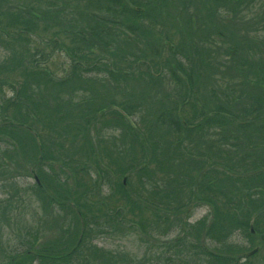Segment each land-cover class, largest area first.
<instances>
[{
    "label": "trees",
    "instance_id": "trees-1",
    "mask_svg": "<svg viewBox=\"0 0 264 264\" xmlns=\"http://www.w3.org/2000/svg\"><path fill=\"white\" fill-rule=\"evenodd\" d=\"M80 1L0 0V67L4 69L0 72V123L6 124L0 126V171L10 166L9 163L20 164L25 169L22 152L32 149L36 154L35 176L38 178L37 181L34 176L35 186L40 191L49 189V168L54 171L51 175L57 184L63 183L64 179L56 172L59 167L64 173L69 172L76 184H80L81 175H88L92 185L102 187L104 177L109 181L107 194L117 193L118 197L109 205L106 196H98L99 188L81 180V191L69 198L70 208L81 223L75 239L56 238L35 247L34 236L38 234L39 239L41 230L31 227L17 242L14 255H2L13 264H91L90 261L97 264V260H90L95 252L97 259L104 258L98 264L111 260L122 264L124 256H119L121 259L118 254L99 248L92 242L93 238L106 232L131 231L132 225L141 227L139 221L125 216L132 214L133 206L139 204L153 206L156 210L162 205L169 213L176 212L179 209L171 205L170 199L154 196L172 193L173 188L184 191L195 182V189L204 190L207 195L206 198L196 196V199L212 206L213 221L208 223L204 235L216 239L218 235L226 237L234 226L249 231L247 237L251 244L246 250L254 247L255 236L264 232V38L237 30H246L251 25L248 21L244 23V19L256 0H204L203 3L185 0L193 6L188 10L177 0H85L84 7ZM83 9L88 11L84 13L86 19L81 21ZM165 9H168L172 29L159 21V12ZM171 10H174L172 14ZM182 10L187 11V16L186 23L184 20L181 25ZM68 11L71 17L66 15ZM198 12L207 20L203 21ZM239 18H243L242 27L237 26ZM224 21L229 26L223 24L222 29L220 24ZM186 24L190 28L196 25L199 34L188 36ZM211 41L216 50L214 55L208 48ZM224 42L227 43L226 54L222 49ZM128 44L131 46L125 48ZM120 45L124 46L123 51L118 48ZM39 46L52 47L49 56L56 48L65 51L71 61H76L70 66V73L77 77L80 75L75 69L89 74L103 70L109 79L117 81L132 79L131 75L138 73L140 78L147 76L149 87L164 93L162 78L158 77L169 74L175 86L156 100L149 95L133 94L130 99L108 98L104 109L94 107L89 104L91 101L75 95L73 79L53 78L46 66L39 68L33 64L32 50ZM239 48L246 51L245 55L231 63ZM219 53V58H215ZM224 55L227 59L223 60ZM114 57L120 59L122 66L113 62ZM110 59L111 63L106 62ZM89 61L94 62L88 65ZM223 69H229L232 80L244 91H235L226 98L222 96L221 89L226 82ZM17 73L21 74L20 79ZM2 84L13 89L18 85L12 101L3 99ZM51 85L58 91L49 94ZM97 95L105 96L99 92ZM10 107L14 108L12 115ZM102 109L110 112L115 128L123 129L120 137L103 132L107 129L103 127L105 121L96 120L102 116ZM136 114L140 116L138 120L134 118ZM97 123L102 127L98 128ZM90 128L100 132L93 135L96 143L92 145ZM87 131L90 143L80 148L83 154L74 149L72 141L64 145L67 137H77ZM26 138L30 140L26 142ZM109 138L122 141L121 149L110 153L105 146L97 147ZM225 145L231 149L224 148ZM13 151L18 153V159H13ZM229 151L235 155V162L231 164L227 163ZM210 152L212 156L207 157ZM198 161L209 165L211 178L209 170L199 172V181L188 171L177 173L179 166L191 168L198 166ZM54 163L58 166L54 167ZM218 172L224 174L220 177L226 179L227 184L216 185ZM228 172L237 175L231 176ZM127 174L124 184L120 177ZM190 197L193 200L194 191ZM58 198L54 194L50 201L59 204ZM171 199L175 203L173 196ZM14 201L12 196L0 199L1 220L11 212L9 219L19 222L18 214L11 207ZM96 206L102 212L100 217L92 213L91 208ZM230 209L233 210L231 215ZM251 214H255L254 233L249 228ZM216 217L219 219L214 220ZM158 218L168 223L173 221L168 213ZM205 220L203 217L197 223L198 228H193L192 238L200 236ZM60 227L63 234L68 233L62 225ZM143 232L146 234V230ZM27 235L33 239L22 241ZM181 248H184L182 237L165 245L167 251ZM239 250L245 251L240 244L231 243L224 252L204 253L210 257V264H254L251 257L239 256ZM167 255L165 260L175 254Z\"/></svg>",
    "mask_w": 264,
    "mask_h": 264
},
{
    "label": "rangeland",
    "instance_id": "rangeland-1",
    "mask_svg": "<svg viewBox=\"0 0 264 264\" xmlns=\"http://www.w3.org/2000/svg\"><path fill=\"white\" fill-rule=\"evenodd\" d=\"M181 3L182 7H184L186 10L188 8L193 7L190 6L189 3L185 0H177ZM198 2L203 3L204 0H198ZM80 3H83V7L86 4L85 0H81ZM169 1H167V4ZM254 6H252L251 10L246 12L244 23L248 21L251 25L248 26L246 30H243L239 28L238 32H244L248 31L249 35H257L258 38L263 39L264 38V0H256L254 3ZM191 9V8H190ZM162 10V8H161ZM182 10V16L179 18L180 24L182 21L185 20L186 23V16L187 11ZM88 11L86 9H83V12L80 16V20L84 21L85 18V12ZM170 12V11H169ZM174 12V10H171V14ZM69 11L66 13L68 17H71L72 15H68ZM201 19L203 20V14L198 12ZM160 19L159 21L163 23V26H168L169 29H172V21L170 22V16L168 14V9H165L163 12H159ZM157 17V14H156ZM241 18V17H240ZM238 19L239 23H237V26H243L241 24L243 22V18L240 20ZM255 19V20H254ZM207 20L204 19L203 21ZM174 21V20H173ZM212 23V21L210 22ZM216 21V25H217ZM223 24H228V22H225L220 24V27L223 29ZM182 25V24H181ZM187 25V24H186ZM56 26V25H55ZM53 27V29L55 28ZM188 26V25H187ZM229 26V24H228ZM166 29V28H165ZM150 33V31H148ZM186 34L192 35L194 34L196 37L199 34V30H196L195 28H190L188 26L186 28ZM146 37V36H145ZM176 37V36H174ZM66 40V39H65ZM68 46L70 47V43L68 40H66ZM34 47H36L35 43H32ZM217 44H219L217 42ZM212 41L209 43L208 48H210V54L214 55L216 53L215 47ZM125 48L131 46L130 44L124 45ZM123 45H120L118 48L120 50H124ZM53 48H49V46H39L35 48L32 53V62L33 64L37 65L40 68V65L42 67H47L48 71H50L51 76L60 79V78H68V81L70 79L72 80V85L76 88V96L83 98V100L87 99L89 104L94 105V107L103 108V104L108 100V98L113 99H120L121 97H127L129 98L130 95L135 94L136 96H151L150 98H154L153 100L159 99L161 95H164L166 92H171L174 88L175 84L173 79L170 77L169 74H163L159 75L158 78L161 82L164 84L163 89L165 90L164 93H157L155 89L149 87V80L147 79V76H143V78H140L138 76V73L132 74V79H127L126 81L120 79V80H114L109 79L110 76L106 74L105 72H99V73H84L78 69H75V72L78 73L80 76H76L75 74L70 73V68L75 64V62L71 61L72 59L68 58V55L65 53V51L60 50L58 48L54 49L49 56V50H52ZM141 49V48H139ZM222 49L224 53L227 52V43H223ZM146 52V50H144ZM244 52H246L244 50ZM242 49H238V53L234 59H232L231 63L237 59H241L245 53ZM222 53V52H221ZM219 53L216 55L215 58H219L221 55ZM223 56V55H222ZM224 59H227L224 55ZM113 62H115L117 65L122 66L120 64V59L116 60V58H113ZM236 60V61H237ZM94 62V61H93ZM93 62H87L88 65L92 64ZM106 62L111 63L110 60H106ZM85 65V64H84ZM71 66V67H70ZM230 66V65H229ZM85 67V66H84ZM235 68L236 66L233 65ZM243 68V67H242ZM139 68H137V71ZM4 69L0 67V72H3ZM222 73L225 77V85L221 89L222 96L226 98L227 96H230L235 91H244L243 88L238 86V82H234L231 77V73L229 72V69H223ZM15 75V74H14ZM21 74L17 73L16 77L20 79ZM157 80V79H156ZM100 81V84H99ZM23 80L19 83L22 84ZM32 83V82H31ZM35 83V82H33ZM120 86V87H117ZM98 87L100 91H98ZM18 88V85L15 86L13 89L10 85L2 84V90L1 94L3 99L7 101H12L13 98L16 96V90ZM155 88V87H154ZM95 96H89L92 94ZM49 94L58 91L56 87L50 86L48 88ZM103 94L105 96L97 95V93ZM1 98V97H0ZM130 99V98H129ZM82 100V101H83ZM127 100V99H124ZM149 102H153L152 100H148ZM88 104V103H87ZM202 105V102H201ZM109 108H111L109 106ZM10 114H14V108L10 107ZM104 109V108H103ZM101 111L102 116L97 117L96 120L102 119L105 121L104 124V133H112L113 135H116L115 137H120V134L123 133V129L120 127H116L113 125L112 121H110V112L107 110ZM2 108H0V111ZM78 110V108L76 109ZM75 110L74 113L77 111ZM134 118L137 120L140 118L139 115H134ZM133 117L130 119L133 121ZM141 124V122H140ZM6 125L0 123V126ZM101 126V123H97V127L99 128ZM102 127V126H101ZM100 127V128H101ZM109 131V132H105ZM97 132L100 134L99 130H95L93 128H90L89 133L93 137ZM172 132V131H171ZM101 135H103L101 133ZM61 140H63V137H59ZM26 142H28L30 139L26 138ZM69 141L73 142L74 149H79L80 154L82 153V149H80L82 146L87 145L89 142V134L88 131L84 132L83 134H80V136L77 137H67L64 141V145L68 144ZM96 143L95 139L90 144ZM104 143V145H103ZM103 143H99L97 147L105 146L107 148V152H114L117 149H121L122 141L115 139V138H109ZM4 144V143H1ZM30 147V146H29ZM224 148L231 149V146L225 145ZM231 151V150H230ZM230 151L227 154V163L231 164L235 162V155L230 154ZM25 156V159L22 162L23 167L25 169H22L20 164H14L9 163L10 166L3 167V169L0 171V182L1 180H5L3 184H0V199H6L12 196L14 198V203L11 206L12 211H15L20 220L18 223L13 222V220L9 219L10 214H7L5 216L4 220L0 219V262L3 264H11L10 261L6 258V256H3L2 254L6 253V255H14L15 254V247L18 245V241L20 240L22 235H25V230L30 229L31 227L36 229V227H39L40 237L38 239V234H36L35 240L37 241V247L38 245L47 242V240L54 241L57 239H63L64 241H71L72 239H75L79 235L80 232V219L78 218L77 213H74L73 210L70 208L69 200L77 196V193L81 191V180H83L87 184H91V180L88 175H81L80 184H76L74 182V179L72 175L70 176V173L68 174L64 173L59 167L57 168L56 172L60 175L62 179H64L63 183L57 184V181L54 177H52V173L54 171H51L49 168V189L47 188L44 192L37 189L35 186V179L34 176L37 173V168L35 165V159L36 154L32 151V149L26 150L22 152ZM88 153V152H86ZM84 153V154H86ZM16 151L12 152L13 159H18ZM207 157L212 156L211 152L206 155ZM19 161V160H18ZM5 163V162H3ZM7 163V162H6ZM198 166L194 167H187V166H179L177 169V173H180L179 170H185L190 172L191 177L199 179V172H202L204 170H209L207 172H210L209 165L205 162L198 161ZM61 165V164H60ZM201 165H204L203 168L199 167ZM58 164L54 163V167H57ZM203 173V172H202ZM227 174L231 176H235L237 174H234V172H228ZM220 176H224L222 172L217 173L216 178V185L219 183L227 184V180L224 178H221ZM128 177V174L125 176H121L120 178L123 179ZM212 177V173L210 174V177ZM102 187L99 185H92L96 189L99 188V195L98 196H106L109 199V205H113L115 202V198L118 197L117 193L114 194H107V189H109V181L104 179L102 177ZM66 179V181H65ZM199 181V180H198ZM196 183V182H195ZM195 183L193 187H189V189H186L184 191H177V188H173V192L169 194H161L159 196H154V198H163L166 200L167 198L171 200V205L176 206L179 210H177L174 213H169V209H166L160 206L159 210H156L155 207L149 206L146 207L145 205L139 204L136 206H133L135 208L134 212L132 214L126 213V218L134 219L139 221L141 223V227L139 225H132V228H129L131 231H125V232H119V233H108L105 234H97L95 238H93V243L98 246L99 248H103L106 251H112V253L118 254L117 256H124V261L122 259V264H210V257L204 253V252H210V251H216V252H224L228 249V245L231 243H235L236 245L240 244L241 247H243L244 250H239L238 255H244L246 252H248L251 249H247V246H250L251 242H249L248 232L244 231L243 229L231 228V232L228 236L224 235H218L217 239L215 237H212V235H204L206 227L210 221H213L212 217V206L207 204L205 201H199V199H196V196L198 198H206L205 191H199V189H195ZM101 185V184H100ZM125 188H128L127 186ZM193 188V190L191 189ZM141 190V189H138ZM194 191V198L193 200L190 197L191 192ZM199 191V192H198ZM48 193L46 195L45 193ZM98 193L97 191H95ZM57 195L59 198L56 201L57 202H51L50 198L52 195ZM171 196L174 197L175 203L172 202ZM49 197V202H47V198ZM54 199V197H52ZM70 198V199H69ZM13 201V200H11ZM218 204V203H217ZM131 205H134V203L131 202ZM99 206H96L92 209V213L98 215L99 217L102 215V212ZM107 209V208H106ZM165 210V211H164ZM109 211V210H108ZM233 210H229V214L231 215V212ZM169 214L170 217H172L173 221L168 223L164 222L163 220L159 219V215H166ZM206 217L205 225L200 229L199 232H201L200 236L197 238H192L191 234L193 232V228L197 227V223L203 218ZM255 217V214L250 215V221L249 224L253 227V218ZM219 218H215L214 220H218ZM229 222L227 224L231 223V220H228ZM155 223L158 224V226H155ZM225 224V225H227ZM63 226L65 230H67V234H63V230H61L60 226ZM131 225V224H130ZM152 225V227L150 226ZM156 228V229H155ZM250 228V226H249ZM144 230H146V234H144ZM196 230V229H195ZM148 231V232H147ZM70 232V233H69ZM182 237L184 242V248H181L179 250L171 249L170 251H167L165 249V245L167 246L169 243H172L176 239ZM254 239L255 245H259V251L255 253L253 257H251V261L254 262V264H264V243H261L257 240L259 238V235L255 236ZM33 237L31 235L25 236L22 241H31ZM193 239L196 240L197 246L193 243ZM201 246L202 248H200ZM244 251V252H243ZM241 252V253H240ZM175 254L171 257L170 260H165L164 257L168 256L167 254ZM18 256L17 258H19ZM90 260H93L98 263L102 262L104 260L103 256L97 259V255L95 252L90 256ZM91 264H95L94 262L90 261ZM97 263V264H98ZM107 264H116L115 261L111 260L109 262L106 261Z\"/></svg>",
    "mask_w": 264,
    "mask_h": 264
},
{
    "label": "water",
    "instance_id": "water-1",
    "mask_svg": "<svg viewBox=\"0 0 264 264\" xmlns=\"http://www.w3.org/2000/svg\"><path fill=\"white\" fill-rule=\"evenodd\" d=\"M261 239H264V233L261 234ZM256 250H257V248L254 249V250H252V251H250V252L247 253V254H253Z\"/></svg>",
    "mask_w": 264,
    "mask_h": 264
}]
</instances>
